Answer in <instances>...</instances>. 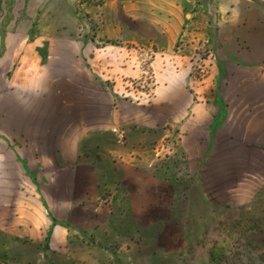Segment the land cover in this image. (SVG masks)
<instances>
[{"label": "crops", "instance_id": "1", "mask_svg": "<svg viewBox=\"0 0 264 264\" xmlns=\"http://www.w3.org/2000/svg\"><path fill=\"white\" fill-rule=\"evenodd\" d=\"M230 9L218 24L233 26V35L216 38L197 0H0L2 211L17 220L10 194L33 184L27 170H67L71 180L83 155L90 160V139L171 123L196 197L208 179L216 195L223 186L224 200L209 196L217 212L264 211V32L249 34ZM205 44L208 74L193 94L190 74ZM138 49L156 53L157 95L144 104L121 97L140 77ZM127 163L136 172L149 162Z\"/></svg>", "mask_w": 264, "mask_h": 264}, {"label": "rangeland", "instance_id": "2", "mask_svg": "<svg viewBox=\"0 0 264 264\" xmlns=\"http://www.w3.org/2000/svg\"><path fill=\"white\" fill-rule=\"evenodd\" d=\"M197 1L210 18L208 34L216 38L233 35V26L218 24L230 5L248 22L249 34L264 32V0ZM208 50L201 46L193 62V94V83L207 77ZM137 54L140 77L131 81L134 92L121 97L150 103L157 95L156 53ZM104 86L116 95L112 83ZM129 128L115 139H90V160L83 155L71 180L67 170H27L33 184L17 185L10 194L18 200L9 203H16L17 220L0 202V264H264V211L217 212L209 201L212 195L224 200L223 186L216 195L208 179L201 186L206 195L196 197V176L180 151L177 124ZM134 158L148 166L131 171L127 162ZM259 170L264 174V165Z\"/></svg>", "mask_w": 264, "mask_h": 264}]
</instances>
